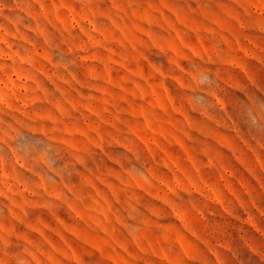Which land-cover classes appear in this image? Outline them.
<instances>
[{
    "label": "rangeland",
    "instance_id": "rangeland-1",
    "mask_svg": "<svg viewBox=\"0 0 264 264\" xmlns=\"http://www.w3.org/2000/svg\"><path fill=\"white\" fill-rule=\"evenodd\" d=\"M0 264H264V0H0Z\"/></svg>",
    "mask_w": 264,
    "mask_h": 264
}]
</instances>
